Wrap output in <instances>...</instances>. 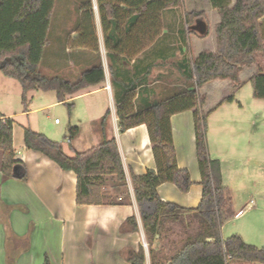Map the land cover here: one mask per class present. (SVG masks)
Segmentation results:
<instances>
[{
  "label": "crops",
  "instance_id": "crops-1",
  "mask_svg": "<svg viewBox=\"0 0 264 264\" xmlns=\"http://www.w3.org/2000/svg\"><path fill=\"white\" fill-rule=\"evenodd\" d=\"M236 1L232 0V4ZM200 2L204 0H183L181 6L153 15L147 24L145 15L139 18L137 11L127 13L122 40L118 41L117 35L111 38L112 45H119L116 60L110 58L105 41V35L111 36L112 32L104 31L99 10L98 20L95 13V34L90 36L88 45L78 41L81 17L80 27L74 30L77 35L73 37L75 57L71 64L90 67L100 59L106 80L68 95L65 101L51 104L69 106V121L63 134L69 144L52 131L50 113L46 114L45 123L38 122L35 126L30 118L29 102L27 111L9 110L10 103L7 106L5 101L9 95L7 89L17 83L13 81L15 78L0 74V114L14 120V159L24 164L28 172L25 180L5 178L4 154L0 150V264H45L47 258L50 264H132L129 260L132 252L140 248L145 250V264H169L168 257L175 245L165 233V227L149 243L132 180L133 174L144 175L149 169L158 168L149 129L142 123L121 131L117 104L118 98L131 95L135 109L145 113L152 101L193 88V60L204 50H217L216 25L221 21L210 0H205V4ZM193 11L204 12L206 19L188 26L186 13ZM203 21L208 25L207 33L202 30ZM261 21L264 22V17ZM96 46L99 53L94 51ZM87 54V61L81 63L82 56ZM257 67L254 64L242 70L239 87L230 79H215L200 88L199 93L206 97L203 109L209 113V152L212 158L220 160L223 182L229 191L232 214L221 226L222 237L239 234L245 242L263 247L264 103L261 102L264 99L255 98L253 88L252 94L242 93L259 71ZM231 96L232 100H225ZM107 111L110 115L102 124ZM56 119L53 126L57 127L62 120L56 122ZM170 119L177 166L189 170L193 183L189 191L183 192L175 183L165 181L158 185L157 191L163 201L195 209L201 202L203 185L194 109L175 112ZM74 126L79 127V133L70 138L69 130ZM27 127L60 143L70 157L101 144L104 137L116 138L126 184H120L115 175H104L94 179L103 187L104 202L77 203L76 172L63 169L42 151L29 148L25 143ZM123 188H127L125 192ZM116 193H120V199L126 195V200L116 201ZM189 215L196 213L184 214V221L180 223L167 224L187 222ZM132 217L136 219L137 229L128 222Z\"/></svg>",
  "mask_w": 264,
  "mask_h": 264
},
{
  "label": "trees",
  "instance_id": "trees-1",
  "mask_svg": "<svg viewBox=\"0 0 264 264\" xmlns=\"http://www.w3.org/2000/svg\"><path fill=\"white\" fill-rule=\"evenodd\" d=\"M55 1L0 0V74L13 77L21 83L25 111L28 110L29 90H54L62 102L68 95H75L84 88L106 80L100 59L84 69L75 81L60 75L47 76L41 73V61L50 42ZM210 1L221 16V21L216 25L217 50H204L193 60V88L152 101L145 113L135 109L133 96L118 98L119 126L121 131H125L138 124H147L153 144L157 170L149 169L144 175H132L135 197L149 243H153L156 236L163 232L166 223L184 221L186 213L194 212L201 218L200 229L174 246L168 257L169 264H264V246L249 244L239 234L226 239L222 237L221 226L232 214L229 209V191L223 182L220 160L212 158L209 152V113L203 109L206 97L199 93L200 88L215 79H230L239 87L242 70L259 64V55L264 57V22L261 21L264 17V0H237L234 4L232 0ZM182 4L183 0H97L104 31L110 29L112 32L111 36L105 35L110 58L116 60L119 56L116 53L119 45H112L111 38L117 35L118 41L122 40V25L127 13L137 11L139 18L145 15L147 24L153 15ZM81 8L83 14L78 41L88 45L90 36L95 34V11L91 0L83 2ZM199 19H206V14L202 11L186 13L188 26ZM94 51L99 53V46ZM251 84L254 97L264 99L263 68H259L251 77ZM232 99L231 96L225 100ZM186 109H194L197 157L203 185L202 199L195 209L163 201L157 191L158 185L165 181L175 183L183 192L189 191L193 183L189 170L177 166L170 119L173 113ZM109 115L110 111H107L102 124H105ZM13 132L14 120L0 114L4 177L25 180L28 178L26 166L14 159ZM78 133V126L71 127L69 137L75 138ZM25 143L29 148L42 151L57 161L63 169L76 172V200L79 204L104 202L103 187L94 179L115 175L120 184L127 182L116 138L104 137L101 144L85 152H77L74 157L65 154L60 143L29 127L25 128ZM128 222L133 224L134 229L138 228L134 217ZM129 260L132 264H145L144 248L133 251ZM45 264H50L48 258Z\"/></svg>",
  "mask_w": 264,
  "mask_h": 264
},
{
  "label": "rangeland",
  "instance_id": "rangeland-1",
  "mask_svg": "<svg viewBox=\"0 0 264 264\" xmlns=\"http://www.w3.org/2000/svg\"><path fill=\"white\" fill-rule=\"evenodd\" d=\"M88 0H56L52 18V25L50 31V42L45 48L44 55L40 65V71L42 74L47 76L60 75L71 81H75L80 76V73L89 67V65L71 64L72 58H74V39L73 37L77 34L74 30L80 27L81 15L80 10L82 9L83 2ZM93 3L94 11L97 15L98 20V6L96 0H91ZM203 3V2H200ZM205 0L204 3L205 4ZM201 4V5H203ZM185 10V6L182 7ZM86 55V54H84ZM82 56V61L86 62L89 54L87 56ZM258 67L264 69V57L259 55ZM257 67V68H258ZM4 76V75H3ZM6 77V76H5ZM13 79V78H11ZM17 85L13 84L8 88V97L5 99L9 110L12 112H22L25 110V106L22 100V87L21 84L13 79ZM249 92L252 94V86L249 83L243 88L242 93ZM29 109H32L30 118H32L33 124L45 123L46 114L50 113L52 116L53 125L56 118L62 120V124L56 126L51 125L52 131L56 132V136L68 143V138L64 137V128L68 125V113L69 106L65 103H59L57 105H51L56 101L57 93L54 90L43 91V90H29L27 92ZM264 103V102H261ZM36 108H40L36 110ZM49 108L48 110H44ZM49 120V119H48ZM69 137V136H68ZM69 144V143H68ZM127 188H123L125 192ZM122 192V191H121ZM120 194V193H119ZM118 193L114 194L116 201H125L126 195L123 199L119 198ZM184 223L181 224H167L165 225V233L170 236L172 244H181L187 236L192 235L198 231L201 227V218L197 215H189ZM168 237V236H166Z\"/></svg>",
  "mask_w": 264,
  "mask_h": 264
},
{
  "label": "water",
  "instance_id": "water-1",
  "mask_svg": "<svg viewBox=\"0 0 264 264\" xmlns=\"http://www.w3.org/2000/svg\"><path fill=\"white\" fill-rule=\"evenodd\" d=\"M203 25L202 26H204L203 27V29L202 30H204L205 31V33H207V31H208V25H207V23L205 22V21H203Z\"/></svg>",
  "mask_w": 264,
  "mask_h": 264
},
{
  "label": "built area",
  "instance_id": "built-area-1",
  "mask_svg": "<svg viewBox=\"0 0 264 264\" xmlns=\"http://www.w3.org/2000/svg\"><path fill=\"white\" fill-rule=\"evenodd\" d=\"M56 122H59V119H56Z\"/></svg>",
  "mask_w": 264,
  "mask_h": 264
}]
</instances>
